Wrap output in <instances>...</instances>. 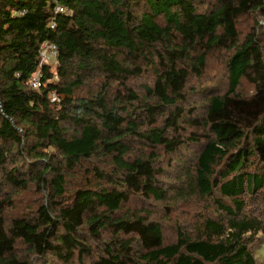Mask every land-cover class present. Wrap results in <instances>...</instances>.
Segmentation results:
<instances>
[{
  "label": "trees",
  "instance_id": "16d2710c",
  "mask_svg": "<svg viewBox=\"0 0 264 264\" xmlns=\"http://www.w3.org/2000/svg\"><path fill=\"white\" fill-rule=\"evenodd\" d=\"M57 4L0 0V264H257L264 0ZM11 192L31 210L8 218ZM193 206L195 234L166 241L162 220Z\"/></svg>",
  "mask_w": 264,
  "mask_h": 264
},
{
  "label": "rangeland",
  "instance_id": "374dc122",
  "mask_svg": "<svg viewBox=\"0 0 264 264\" xmlns=\"http://www.w3.org/2000/svg\"><path fill=\"white\" fill-rule=\"evenodd\" d=\"M211 63V62H210ZM214 69H218L217 61H212L211 66L208 68L209 72L208 75L211 78V81L217 82L220 84V88H226V84L228 83L226 81V77L224 76L225 73L223 72H216ZM224 74V75H223ZM223 75V77L220 78V76ZM219 88V89H220ZM189 151V150H187ZM187 151H184L183 155H187ZM190 152V151H189ZM168 160V161H167ZM177 161V158L175 157H165V161L162 162V170L167 171L165 173L167 177L164 175L159 176L160 180L164 183H172V176L170 174L175 172V164L174 162ZM169 162V163H168ZM170 164V165H169ZM171 172V173H170ZM2 178V175L0 174V180ZM9 197H12V201L9 204V212L7 214L8 218L16 217L23 215V213H27L28 210H31L30 208L33 206L34 203V197L37 198V196L34 195V193L30 192H18L14 193L11 192L8 195ZM134 203H138L139 208H148L149 210H156L158 212V216H155V220L158 217H161V219L166 215L165 212L162 211V205L159 203H155L154 201H144L141 198H137V200L133 201ZM201 207V206H200ZM199 207L193 206L192 208H187L183 211L178 210L174 211L173 214H171V222L167 223L165 220H162L165 225V239L168 242H172L176 239V229L179 226H182L189 234H195V221L199 220ZM260 241L259 243H261ZM254 255L257 259V264H264V242L261 243L259 246H257L256 251L254 252ZM50 264H56V262L52 261V258H50Z\"/></svg>",
  "mask_w": 264,
  "mask_h": 264
},
{
  "label": "built area",
  "instance_id": "2783aa9c",
  "mask_svg": "<svg viewBox=\"0 0 264 264\" xmlns=\"http://www.w3.org/2000/svg\"><path fill=\"white\" fill-rule=\"evenodd\" d=\"M58 4L55 8V13L60 14L65 12V7L60 4V0H55ZM51 28H55V22L51 23ZM58 56V48L54 44H50L48 42L44 43L41 49V58L43 61H48L57 58ZM41 73H38L35 78L31 81V86L33 88L38 89L41 86ZM53 100H56V97H53Z\"/></svg>",
  "mask_w": 264,
  "mask_h": 264
}]
</instances>
